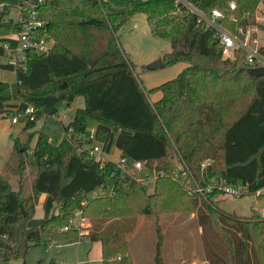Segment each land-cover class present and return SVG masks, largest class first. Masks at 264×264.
I'll use <instances>...</instances> for the list:
<instances>
[{"label": "trees", "instance_id": "16d2710c", "mask_svg": "<svg viewBox=\"0 0 264 264\" xmlns=\"http://www.w3.org/2000/svg\"><path fill=\"white\" fill-rule=\"evenodd\" d=\"M188 1L205 12L222 10L223 26L239 32L256 23L264 0ZM110 2L121 10L109 11ZM38 13L43 25L37 34L53 46L30 51L15 82L0 77V110L8 118L19 116L30 129L40 117L73 107L78 98L84 104L62 123L58 145L42 132L32 149L23 138L15 141L20 156L14 170L20 175L34 167L35 175L28 194L21 177L16 189L0 175V264L25 259L45 234L58 233L76 242L86 237L101 242L102 264H138L125 230L137 217L176 216L184 222L196 212L210 264H264V215L226 214L216 199L223 186L244 187L247 195L264 189V75L250 74L246 52L235 48L224 54L218 32L175 0H45ZM138 13L147 16L154 36L171 41L163 66L187 63L178 76L150 90L117 36ZM9 14L0 7V34L22 28ZM0 55H5L2 46ZM155 92L162 93L157 100L151 97ZM10 101L33 106L35 119L22 115L25 107L6 108ZM91 121L112 129L127 169L144 163L136 177L155 178L153 193L146 194L147 186L135 176L119 179L114 160L88 157ZM107 135L98 129L100 142ZM210 185L215 187L206 190ZM197 187L205 191L190 192ZM43 194L50 196L49 213L40 225L29 226ZM55 204L60 211L50 215ZM77 212L89 217L86 228L78 226L81 236L71 224ZM156 228L155 262L165 264L159 221Z\"/></svg>", "mask_w": 264, "mask_h": 264}, {"label": "rangeland", "instance_id": "374dc122", "mask_svg": "<svg viewBox=\"0 0 264 264\" xmlns=\"http://www.w3.org/2000/svg\"><path fill=\"white\" fill-rule=\"evenodd\" d=\"M108 9L109 11L121 10L111 2L108 4ZM16 12L15 9H12L11 15L18 18ZM255 19L256 25L264 33V1L258 4ZM117 36L134 64L136 76L147 90L175 78L187 66V63L179 62L156 69L147 68L150 63L157 59H162L171 50V41L169 38L156 37L152 34L147 22V16L144 13H138L131 17L117 31ZM262 38L264 40V36ZM10 63V59L6 55H0V77L6 82H15V69ZM161 96V92L151 94L153 100H157ZM83 102L82 98H78L73 107L62 108L57 115L40 117L36 121L35 127L30 129L26 128V121L13 124L12 118L2 115L4 112L2 113L0 110V175L10 180L16 189L20 187L21 177L26 193H30L35 169L34 167L28 168L20 174L21 176L14 170L19 165L18 156H20V150L14 149L15 141L18 140L17 138H23V144L29 145L30 149H32L37 141L38 133L42 132L49 137L52 143L58 145L64 137L62 123L70 122L76 107L82 106ZM105 128L109 129V134L105 137L106 141H101V150L97 152V156L105 158L104 162L118 160L120 154L115 146V133L112 129L95 121H91L88 126L89 131ZM175 161L180 168L181 162L177 161V158ZM150 182V186H147L146 194L154 192L155 178H152ZM235 188L239 189V187ZM225 189L223 193L216 196L224 213L235 214L243 218H250L255 214L264 215V196L247 195V193L238 196ZM59 211L60 207L55 204L50 215ZM77 213L79 216L72 219L71 224L77 228L78 226L82 228L80 227L82 218H80V212ZM41 215V209L37 211L36 208L35 216L30 220L33 226L42 223ZM172 218L169 220L167 216L162 215L159 219H156L154 216L144 215L137 217L132 225L127 226V229H125L126 234L133 247V254L138 264H156L157 221H159L163 233L162 256L167 260L168 264H181V261L174 259L175 256L177 257L174 254H178V252L180 254L179 247L184 242L187 243L186 251L184 250L186 256L191 257L196 254L199 260L208 259L205 251L203 228L198 220L197 212L191 214L187 219H182L185 220L184 222L176 216H172ZM84 219L85 225L88 226L89 217H84ZM124 223H127V221H124ZM79 228L78 233L81 236L83 231ZM210 233L207 235L209 239H211L210 236L212 235ZM101 248V242L93 241L89 237L76 242L69 240L62 233L53 236L45 234L39 244L29 249L25 259L14 260L10 264H23V262L27 264H38L39 262L41 264H51L53 260L56 263L61 262L63 264H102Z\"/></svg>", "mask_w": 264, "mask_h": 264}, {"label": "built area", "instance_id": "2783aa9c", "mask_svg": "<svg viewBox=\"0 0 264 264\" xmlns=\"http://www.w3.org/2000/svg\"><path fill=\"white\" fill-rule=\"evenodd\" d=\"M44 1L45 0H20L17 3L8 4L3 2V0H0V7L3 9L8 8L10 10L9 16L13 17L15 22L22 27L18 32L0 34V46L4 48L5 55L10 59V64L14 67L15 71L19 66L23 65V67H25L28 59V53L30 51L37 50L39 52H47L53 46V41L49 37L45 36L39 38L37 34L40 27L43 25V22L39 19L38 7ZM175 1L177 4H180L181 7H184L194 13L199 22L204 23L206 28H214L218 32L224 54L230 53L235 48H241L246 52L247 60L253 68L264 67V40L262 38L264 33L260 31V28L256 25L257 23L249 25L246 28H240L239 32H233L221 23L220 19L224 17V12L222 10L214 8L211 12H205L188 0ZM12 9L17 11L16 14L18 18L11 15ZM22 115L34 120L35 115L33 106L26 105V107L22 110ZM19 122V116L12 118L13 124H17ZM86 140L88 141V146L86 148L88 157L94 158L96 161H103L105 158L97 156V152L101 150V142L98 138V129H92L87 135ZM114 161L118 166L119 171L117 174H120L119 179L121 176L125 177V173H127L130 177L135 176V178H137L136 172L144 167V163L141 161H137L131 169H127L125 159L119 158ZM180 168H183L182 162L180 163ZM113 174H115V172ZM137 179L142 184L150 186L151 179ZM214 187L215 185H210L206 188V190L210 191ZM222 188H226L229 192L238 196L244 195L247 192L244 187L236 189L233 186H223ZM196 191L203 193L205 189L197 187L194 190H190L191 193ZM263 192L264 189L258 190L256 195H260ZM80 218H82L80 227L86 228L87 226L84 223L85 219L83 217Z\"/></svg>", "mask_w": 264, "mask_h": 264}, {"label": "crops", "instance_id": "0c3cea01", "mask_svg": "<svg viewBox=\"0 0 264 264\" xmlns=\"http://www.w3.org/2000/svg\"><path fill=\"white\" fill-rule=\"evenodd\" d=\"M10 83H13V81H11ZM24 106H25V103H23L21 101H10V102H7V104H6V108H11V109H13V108H15V109L24 108ZM1 111H2V113L4 112V110H1ZM2 115H4V113ZM105 129L109 132L108 128H105ZM118 153L120 154L119 150H118ZM49 204H50V196L48 194L41 195V197L39 199V203L37 205V211L41 209V212H42L41 220L42 221L46 218V216L49 213ZM28 224H29V226H33L31 221H29ZM197 244H198V242H197ZM186 248H187V243L184 242L179 247L180 254H179V252H178V254H174V256L177 255V257L175 256L174 259L181 261V264H199V263L210 264L208 259L199 260V258H197L196 254H193L191 257L186 256L185 255ZM164 262H165V264H168L167 260H165V259H164Z\"/></svg>", "mask_w": 264, "mask_h": 264}, {"label": "water", "instance_id": "95a60500", "mask_svg": "<svg viewBox=\"0 0 264 264\" xmlns=\"http://www.w3.org/2000/svg\"><path fill=\"white\" fill-rule=\"evenodd\" d=\"M163 66L162 59H157L150 63L147 68L148 69H156ZM250 74L253 76H263L264 75V67H254L250 70ZM51 263H56L54 260Z\"/></svg>", "mask_w": 264, "mask_h": 264}]
</instances>
